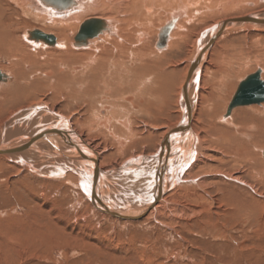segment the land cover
Instances as JSON below:
<instances>
[{"label":"bare ground","instance_id":"6f19581e","mask_svg":"<svg viewBox=\"0 0 264 264\" xmlns=\"http://www.w3.org/2000/svg\"><path fill=\"white\" fill-rule=\"evenodd\" d=\"M73 2L55 8L43 0H0V57L8 62L0 65V166L77 188L104 218L165 225L179 239L178 226L218 243H229V228H263L264 101L231 108L240 86L232 93V78L249 59L226 58L213 69L212 57L235 30L264 32V7L257 9L264 0ZM25 17L49 23L38 30L55 44L33 39L37 29L23 30ZM93 19L103 31L78 44L82 25ZM213 19L194 36L197 23ZM191 39L188 63L173 62ZM213 74L219 77L208 97L205 78ZM56 99L78 107L67 114L69 103L62 111ZM173 105L181 106L176 123L169 120ZM141 139L147 144L137 147ZM44 196L50 218L45 209L33 220L17 211L0 216V264L13 251L39 260L60 244H77L66 239L77 220Z\"/></svg>","mask_w":264,"mask_h":264},{"label":"rangeland","instance_id":"374dc122","mask_svg":"<svg viewBox=\"0 0 264 264\" xmlns=\"http://www.w3.org/2000/svg\"><path fill=\"white\" fill-rule=\"evenodd\" d=\"M1 4L5 5V2L2 1ZM262 7H264V4L260 3L257 9L259 10ZM11 18L10 15V19ZM23 19L24 20L21 21V27H23V30L26 28H43V30H45L46 26L49 25V23L46 24L37 18L25 17ZM213 20H210L206 24L197 23L196 28L193 29V31L195 30V34L193 33L194 36L198 34V31L200 32V30L207 29L209 26L208 23L210 24L211 21V24L217 22V19ZM234 32L231 31V33L234 34H229L230 36L228 40L227 38H223L222 41L224 44L221 42L222 45L218 47L215 46L212 57V63L216 61L212 64L213 69H216L221 65L223 66L221 61L226 58H228L229 63L236 60L232 62L233 64L237 63V60H243L241 58L244 56L246 59H249V62L247 63L248 65L246 64L247 66L245 68H241L239 74L242 73V76L236 77L237 75H234V78H232V83L235 84H233L234 89L231 91L232 93H234V90L238 88L245 78L256 73L259 69H264V32H251L249 37H247L248 33L246 31L235 30ZM20 34H22V32ZM194 40L195 39H191L185 43L183 47V50L185 51L176 53L178 55L173 57L174 61H172L175 62L180 59L184 60V63H188V60L185 61V59L186 56H188L189 50L192 48ZM47 57L39 58V60L41 59V62H45ZM235 57L237 58L234 59ZM256 57L261 64L260 66L258 65V61H256ZM260 58H262V61ZM3 59L4 58L0 57V65L7 67L8 62L6 59ZM50 60L53 59L51 58ZM180 68L183 71L185 70L184 65ZM4 71L9 73L7 70ZM262 71L264 73V70ZM216 76L217 75L213 74L210 78H205V87L207 90L206 96L208 97H210L211 94H215V91L213 92L212 89L213 87L215 89L214 84L218 81L217 79L219 76L215 78ZM262 76H264V74ZM218 88L219 87L216 89L218 90ZM229 90L230 89L228 88L226 92H223L224 97L226 94L227 96L232 95L231 92L230 95L228 94ZM49 94L48 99L51 103L56 97L52 92ZM227 96L225 97L226 99ZM56 101L60 104L62 111L66 110L67 107L65 106L69 103L68 101L64 100L65 102H60L58 99H56ZM69 105L71 108H69V111L68 109L66 110L67 114L75 112L78 107L77 104H75L76 106H73L74 104L71 102ZM173 107V114L169 117V120L171 123H176L180 118V114L178 115L180 111L178 110L181 106L178 107V105H173ZM1 125L2 123L0 126ZM137 142V147H142L141 145L147 144V142L142 139ZM152 148V146L147 147L149 150L146 152L148 154L151 153L154 150ZM138 151L137 153H139ZM18 172L19 171L15 168L6 169L5 166H0V216L2 217L0 218L6 220L9 218L8 214L13 213L14 211H17L20 215L27 216L29 220H33V217L39 218V213H41L40 210L45 209L42 200V196L45 194L44 198L49 199L54 203V205L61 210V214L64 215L66 219L71 221L77 220V223L75 222L76 224H73L74 226L71 224L75 228L74 233L72 234L74 238L72 236H68V238L66 237L67 240L70 239V241H74V243L76 240L77 244L70 246L60 244L56 246V248L54 247V250L51 249V254L47 253L46 255V253H40L44 258L41 255L39 260L35 257H30L29 254L27 255L25 252L20 254V257H23L19 258L18 255L14 254L15 252L13 249L12 260L8 262V264H264V227L262 228L261 226L260 231L258 229L260 227L259 224H254L249 227L250 230L248 234L240 227L238 228V226H236V230H231V228H229L228 230L230 232L228 234L231 238L229 243H218L211 238V235L201 232L199 233L198 229L194 233H191L181 226L180 228L179 226L177 227L178 232L181 234V239H179L172 234L165 225L153 224L150 223V221L145 222V220L131 223H125L122 220V222L117 223L111 218H104L100 213L94 211L89 204L90 200L77 188L75 189L71 186L59 187L60 182H45L37 175L21 172L18 174ZM251 183L255 184L253 182ZM57 185L58 187H56ZM46 210L47 209L42 210L44 217ZM84 216L87 218L83 220ZM50 217L51 216L48 214L45 218ZM28 223H30V221ZM257 231L260 232L258 233ZM68 234L71 235L70 232ZM81 242H83V244ZM241 244L244 245L243 251L239 247L240 250L237 252L236 246H242ZM33 258H35V261ZM20 259H22V262H19Z\"/></svg>","mask_w":264,"mask_h":264},{"label":"water","instance_id":"95a60500","mask_svg":"<svg viewBox=\"0 0 264 264\" xmlns=\"http://www.w3.org/2000/svg\"><path fill=\"white\" fill-rule=\"evenodd\" d=\"M48 5L55 8H65L74 4L73 0H43ZM104 23L101 20L93 19L86 21L76 37L78 44H86L87 40L97 37L104 29ZM31 37L35 40H41L49 45H54L56 39L53 35L46 34L40 30H34ZM3 75L0 72V80ZM231 108L235 106L249 105L254 102L259 103L264 101V80L261 78V71L249 75L239 86L236 92Z\"/></svg>","mask_w":264,"mask_h":264}]
</instances>
